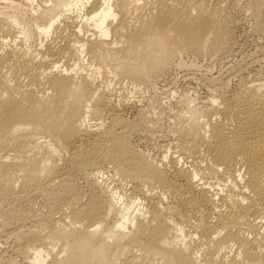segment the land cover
I'll return each instance as SVG.
<instances>
[{"label":"bare ground","instance_id":"6f19581e","mask_svg":"<svg viewBox=\"0 0 264 264\" xmlns=\"http://www.w3.org/2000/svg\"><path fill=\"white\" fill-rule=\"evenodd\" d=\"M46 1L34 21L0 8V240L28 264H264V73L248 72L254 55L211 76L207 107L177 126L186 138L164 166L131 141L156 132L154 112L125 119L99 80H145L177 56L220 51L231 0ZM39 38L26 51L22 42Z\"/></svg>","mask_w":264,"mask_h":264},{"label":"rangeland","instance_id":"374dc122","mask_svg":"<svg viewBox=\"0 0 264 264\" xmlns=\"http://www.w3.org/2000/svg\"><path fill=\"white\" fill-rule=\"evenodd\" d=\"M5 1L6 0H0V8L6 13H12L16 10L19 18L26 21H34L37 18L36 15L39 9L45 7L46 3H48L46 0H16L17 4L14 6L6 4L7 2ZM252 2L254 1L231 0L227 9L230 10V17L232 18L231 24L234 27L231 25L232 32L228 40L229 44H226V47L214 54L195 56L185 54L181 57V63H179L181 58L179 59L177 56L171 66L168 65L158 73L149 75L145 80H137L132 77L118 78L104 72L103 73L107 76L103 73L99 74V80L103 79L101 82L105 87L104 89H106L108 100L109 102L111 101L110 103L112 104L108 102L109 105L113 106L117 103L118 105H116V107L119 113H123L122 116L125 119L137 121L145 114L154 112L151 115H153L155 122L157 121L156 124L158 123L156 134L135 133L131 136L132 145L135 148L137 147L143 150L151 160L164 166L170 163L169 161L173 155L178 154L177 144L181 143V141L186 138V135L184 132L183 134L177 126L180 128V126H185L187 124L189 119L188 115L191 114V112H189L190 109L193 115H195L204 107H207L213 88L210 79L211 76L212 78L214 76L227 77V73L231 74L234 68H239L238 66L240 63L246 59L248 60V58L250 59L253 55L254 64L252 63L251 67L248 68V72L254 73L258 71L259 73L261 72V74L264 73V32L262 29L260 30L261 25H264V0H259L261 8L259 6L258 9L256 7L254 8ZM262 22L263 24H261ZM17 29L19 30L18 27ZM39 42L40 38L36 41V45L28 41H23L22 45L26 51H31L37 46L40 47ZM258 47L259 49H257ZM255 59L262 61L258 60L257 62ZM248 72L246 73L248 74ZM113 77L115 79H113ZM234 81V78L229 80L230 87L233 86ZM154 99L157 100L156 103ZM140 112L142 114L144 113V115ZM63 168L64 171L77 177V186L79 190L83 192L88 191V184L83 178L79 177V174L75 172L76 170H73L70 165H64L62 166V169ZM108 174H110V172L105 173V176H109ZM93 178L94 177L91 176V179ZM0 242H2L0 243V257L2 260H6L13 256L12 258L15 259L16 264H28L26 263V255L17 247L19 245H12L10 244L12 243L11 241H8V244L2 240H0ZM9 244L10 246L12 245V247H10ZM17 248H19L20 251L17 250ZM5 253L7 255H4ZM47 263L50 264V260H48Z\"/></svg>","mask_w":264,"mask_h":264}]
</instances>
